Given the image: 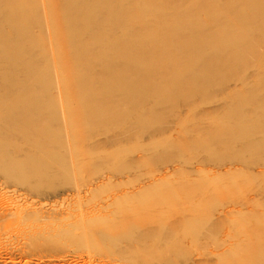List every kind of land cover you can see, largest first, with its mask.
<instances>
[{
    "label": "bare ground",
    "instance_id": "1",
    "mask_svg": "<svg viewBox=\"0 0 264 264\" xmlns=\"http://www.w3.org/2000/svg\"><path fill=\"white\" fill-rule=\"evenodd\" d=\"M260 51L264 0H0V166L24 170L10 173L12 187L6 188L37 190L46 167L71 174L67 161L72 165L78 158L74 147L98 132L151 126L159 116L185 108L220 110L227 104L215 88L224 81L264 77ZM54 80L62 81L68 95L63 112L43 106L57 88ZM260 81L243 103L225 108L252 112L264 91ZM25 89L34 96H25ZM11 90L17 92L15 102ZM167 94L174 97L156 96ZM1 189L0 201L12 209L0 212V227L48 215L77 216L58 210L62 206L36 208L22 195L14 201ZM114 214L109 210L104 217ZM108 222L99 219L85 232L102 240L120 232L124 241L134 240L133 231H113Z\"/></svg>",
    "mask_w": 264,
    "mask_h": 264
},
{
    "label": "rangeland",
    "instance_id": "2",
    "mask_svg": "<svg viewBox=\"0 0 264 264\" xmlns=\"http://www.w3.org/2000/svg\"><path fill=\"white\" fill-rule=\"evenodd\" d=\"M263 79L224 81L215 89L227 105L214 112L181 108L151 126L85 138L74 147L78 158L67 161L71 174L42 168L37 190L10 191L8 175L24 170L0 166V189L14 201L22 195L36 208L62 206L77 215L0 227V264H264V91L252 112L225 108L243 103ZM57 82L43 102L47 111L67 109L68 95ZM16 94L10 91L13 102ZM23 94L34 96L31 89ZM6 203L0 201V212L12 209ZM109 210L112 219L104 217ZM99 219L109 220L113 231H133L134 240L124 241L120 232L108 240L87 234ZM126 243L136 249L124 250Z\"/></svg>",
    "mask_w": 264,
    "mask_h": 264
}]
</instances>
